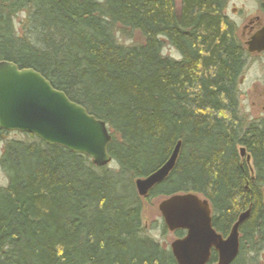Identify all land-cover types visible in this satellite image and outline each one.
<instances>
[{"label":"trees","instance_id":"16d2710c","mask_svg":"<svg viewBox=\"0 0 264 264\" xmlns=\"http://www.w3.org/2000/svg\"><path fill=\"white\" fill-rule=\"evenodd\" d=\"M226 3L0 0V62L37 71L104 121L115 163L98 168L0 128V264H177L144 235L142 199L186 193L209 201L223 236L250 209L232 264L254 260L264 245V124L240 112L248 52ZM126 32L142 41L122 44ZM165 44L180 58L164 56ZM179 142L173 170L140 197L135 180L163 167Z\"/></svg>","mask_w":264,"mask_h":264},{"label":"water","instance_id":"95a60500","mask_svg":"<svg viewBox=\"0 0 264 264\" xmlns=\"http://www.w3.org/2000/svg\"><path fill=\"white\" fill-rule=\"evenodd\" d=\"M246 45L249 53L263 52L264 27ZM0 128L7 132L33 134L48 145L87 156L98 168L112 163L109 154L112 136L104 121L71 101L37 71L20 69L8 61L0 62ZM180 148L179 142L163 167L135 181L140 197H146L168 177ZM240 154L241 157L246 155L245 148H240ZM250 160L247 155V161ZM158 209L170 232L181 230L186 233L170 245L177 264H207L213 248L219 255L218 264H232L237 258L239 229L249 217L250 209L239 216L226 239L213 228L209 201L198 194L170 196L159 204Z\"/></svg>","mask_w":264,"mask_h":264},{"label":"rangeland","instance_id":"374dc122","mask_svg":"<svg viewBox=\"0 0 264 264\" xmlns=\"http://www.w3.org/2000/svg\"><path fill=\"white\" fill-rule=\"evenodd\" d=\"M179 2L180 0H177V3ZM263 3L264 0H227L225 13L237 25L238 38L244 44L246 50V43L249 41V22L256 17H259L262 24H264V13L261 5ZM23 20V15L18 17L16 19V25ZM126 33H118L117 35L122 44L132 45L138 44L142 41L138 33ZM163 55L175 59L180 58L177 51L168 44L164 45ZM239 91L241 115H243L248 121L264 124V54H248L247 65L243 77L241 78ZM11 138L21 139L22 137L19 134L13 133ZM1 152L2 146L0 145V154ZM244 158L246 159V157ZM248 166L251 168L252 172V163H249ZM107 167L114 169L115 163L112 162ZM7 183V176L0 168V186H6ZM164 199L166 198L162 196L142 199L143 233L144 235L158 241L164 248L170 250V245L177 239V236L175 232H170L167 229L158 209L159 204ZM249 257H254L253 261L250 260V264H264V245L261 246V249L254 254V256L250 255Z\"/></svg>","mask_w":264,"mask_h":264},{"label":"flooded vegetation","instance_id":"af4514ba","mask_svg":"<svg viewBox=\"0 0 264 264\" xmlns=\"http://www.w3.org/2000/svg\"><path fill=\"white\" fill-rule=\"evenodd\" d=\"M262 6H264V3L263 4H261ZM263 11V10H262ZM264 13V12H263ZM249 28H248V33H249V40L257 33V32H259L263 27H264V24H262V22H261V20H260V18L259 17H256L255 19H253V20H251L250 22H249V26H248ZM247 46V45H246ZM247 52H248V50H247ZM248 54H256V55H262V54H264V51L263 52H254V53H249L248 52ZM244 157H246V162L249 164V163H251V160H250V162H248L247 161V156L245 155ZM221 235V234H220ZM222 237L224 238V239H226L228 236H223L222 235ZM240 248H241V245H240ZM239 252H240V249H239ZM218 262H219V255H218V253H217V251L213 248L212 250H211V255H210V259H209V261H208V263L207 264H218Z\"/></svg>","mask_w":264,"mask_h":264},{"label":"bare ground","instance_id":"6f19581e","mask_svg":"<svg viewBox=\"0 0 264 264\" xmlns=\"http://www.w3.org/2000/svg\"><path fill=\"white\" fill-rule=\"evenodd\" d=\"M136 181V180H135Z\"/></svg>","mask_w":264,"mask_h":264}]
</instances>
